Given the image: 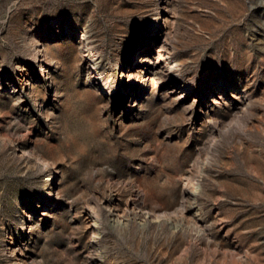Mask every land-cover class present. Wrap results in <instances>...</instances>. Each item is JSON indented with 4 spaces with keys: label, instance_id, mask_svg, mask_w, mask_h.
Returning <instances> with one entry per match:
<instances>
[{
    "label": "rangeland",
    "instance_id": "374dc122",
    "mask_svg": "<svg viewBox=\"0 0 264 264\" xmlns=\"http://www.w3.org/2000/svg\"><path fill=\"white\" fill-rule=\"evenodd\" d=\"M0 264H264V0H0Z\"/></svg>",
    "mask_w": 264,
    "mask_h": 264
},
{
    "label": "bare ground",
    "instance_id": "6f19581e",
    "mask_svg": "<svg viewBox=\"0 0 264 264\" xmlns=\"http://www.w3.org/2000/svg\"><path fill=\"white\" fill-rule=\"evenodd\" d=\"M168 19V17H166V19L165 20H167ZM222 90H215L214 92H213V97H212V99L214 100V99H218V98H221V97H223V94H222V92H221ZM233 96L236 98V99H238L237 101L240 103V104H245L246 103V100H243V98H242V96L241 95H239V94H236V93H233ZM219 126H221L223 129H225L227 126L225 125L224 126V124H222V123H220V125ZM214 137V136H213ZM213 142V141H212ZM198 180V179H197ZM193 184V183H192ZM193 188L195 189V190H198V185H197V183H194L193 184ZM193 189V190H194ZM194 190V191H195ZM147 215H151V213H147ZM154 218H156V219H161V218H163V217H166V218H170L171 220H173V219H175L174 217H172V215H169V214H165V213H157V214H155V216H153ZM172 217V218H171Z\"/></svg>",
    "mask_w": 264,
    "mask_h": 264
}]
</instances>
